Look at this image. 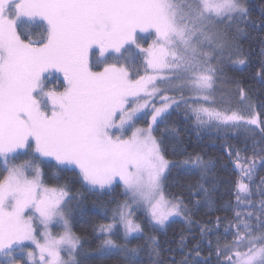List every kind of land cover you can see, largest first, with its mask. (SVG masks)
I'll return each mask as SVG.
<instances>
[{"label": "snow or ice", "instance_id": "6c2138e0", "mask_svg": "<svg viewBox=\"0 0 264 264\" xmlns=\"http://www.w3.org/2000/svg\"><path fill=\"white\" fill-rule=\"evenodd\" d=\"M254 33L264 90V5L256 15L249 0H0V264H85L72 223L86 194L111 198L106 222L89 225L95 264H264V102L229 74L249 63ZM174 115L223 135L231 218L198 223L166 194L184 166L200 177L193 207L216 208L205 183L217 161L183 147ZM240 133L243 147L228 143ZM169 136L182 159L166 157ZM45 167L57 182L73 172L79 190L49 186ZM173 217L200 238L189 248L182 232L179 258L165 260L155 233Z\"/></svg>", "mask_w": 264, "mask_h": 264}, {"label": "trees", "instance_id": "16d2710c", "mask_svg": "<svg viewBox=\"0 0 264 264\" xmlns=\"http://www.w3.org/2000/svg\"><path fill=\"white\" fill-rule=\"evenodd\" d=\"M249 3L255 9L256 15H258L261 6L264 5V0H249ZM27 28L32 32H36V29L31 25L27 26ZM253 35L257 38L245 42L246 48L248 47L249 43L253 46L251 49L252 55L249 63L245 66H242L238 71H230L229 74L235 77V79L243 82L245 85L256 86L255 103L257 104V106H259L261 102H264V90L260 89L259 85L256 84V81L259 79L257 73L261 70V60L258 55V47L260 41L259 34L254 33ZM141 43L144 44V46H147L149 43H151V39L147 38L144 41H141ZM172 121H174L179 128V139L181 140L183 147L187 149L188 152H199L205 157V159H212L214 161H217L214 174L210 175L207 178V182L205 183V186L210 188L212 183H215V188L211 189L210 196L213 200L216 201V208L214 212H209V209L204 206L203 199H201L200 208L197 209L193 207V201L191 196L189 195L188 188L191 184H194L198 180H200V177L197 174L187 175L184 166H181L180 168H177L173 171L172 176L170 177L166 185V194L182 196L185 202L188 203L189 208L192 209V212L194 213L192 219L198 223H207L210 220H214L216 216H220L222 219L226 216L231 218L232 212L231 210H226L225 205L229 200L234 201V196L230 191L229 182L235 179V174L233 172L232 165L228 161V157L225 155V140L223 138V135L204 132L198 134L195 126L191 123V121L177 115H174L172 117ZM145 123V121H141L139 126H144ZM244 142V133L238 134V138H233L231 134L229 135L228 143L236 147H243ZM248 142L250 143V141ZM174 144L175 137L169 136L165 139L164 148L166 157L168 159H182V157L180 156L174 157L172 155ZM50 163L53 165L55 164L54 161H51ZM225 166H227V170H225ZM44 172L46 175V183H48L49 186H56L57 183H67L73 189L79 190L80 188L76 175L71 171L61 173L60 175L62 176V179L59 182L49 178L55 174V168L45 167ZM261 177H264V171L258 170L256 177L257 182ZM86 197L87 198L83 206V211L87 215H78L77 217H75L72 223V227L73 231L76 232L77 235H80L85 241L84 246L88 251V258L85 260V264H95L98 258V254L96 252V245L98 241L89 225L98 221L106 222L103 221V209L101 205L107 203V201L111 198L108 196L98 198L90 194H86ZM117 198L121 197L117 195ZM182 232L187 239L189 248H191L192 244L200 238L199 229L195 225H193L192 228L189 229L185 224V221L182 219H177L169 222L166 230L158 231L155 233L161 246L165 250V260H167L168 258L169 250H171L172 254L175 255L176 258H179L180 236ZM137 243L143 244V241H138ZM202 249L206 254L207 245L202 244Z\"/></svg>", "mask_w": 264, "mask_h": 264}, {"label": "rangeland", "instance_id": "374dc122", "mask_svg": "<svg viewBox=\"0 0 264 264\" xmlns=\"http://www.w3.org/2000/svg\"><path fill=\"white\" fill-rule=\"evenodd\" d=\"M146 36H147V34H145ZM177 219H182V220H184L182 217H173L169 222H171V221H173V220H177ZM59 229H57V228H54L53 229V231L55 232V231H58Z\"/></svg>", "mask_w": 264, "mask_h": 264}]
</instances>
